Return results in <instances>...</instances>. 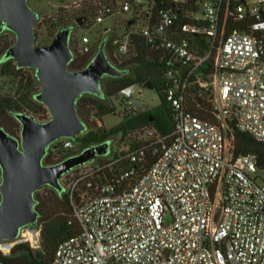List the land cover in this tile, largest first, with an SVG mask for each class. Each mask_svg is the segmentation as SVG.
I'll return each mask as SVG.
<instances>
[{
    "label": "built area",
    "instance_id": "1",
    "mask_svg": "<svg viewBox=\"0 0 264 264\" xmlns=\"http://www.w3.org/2000/svg\"><path fill=\"white\" fill-rule=\"evenodd\" d=\"M160 1L167 0L75 3H95L94 21L101 22L134 8L150 14ZM170 1L173 6L162 7L142 31L189 67L185 76L167 72L174 129L165 135L145 126L147 137L138 146L118 147L112 160L96 156L63 174L80 232L59 244L52 264H264L262 170L255 152L235 153L227 122L264 141V0H199L198 12H192L196 20L182 24L183 35H175L173 7L180 0ZM231 18L246 28L230 26ZM130 34L114 41L120 61L129 51ZM191 34L207 35L208 48H195ZM83 40V51H89L90 38ZM213 53V71L198 74ZM192 81L212 97L218 121L188 107ZM114 98L124 113L146 106L135 83ZM91 118L102 125L101 116ZM55 142V148L77 149L73 137Z\"/></svg>",
    "mask_w": 264,
    "mask_h": 264
},
{
    "label": "trees",
    "instance_id": "2",
    "mask_svg": "<svg viewBox=\"0 0 264 264\" xmlns=\"http://www.w3.org/2000/svg\"><path fill=\"white\" fill-rule=\"evenodd\" d=\"M91 5L83 8L78 14H71L65 8L51 16L45 17V24L54 37L55 34L64 26L79 25L76 19L80 16H94L98 6L90 2ZM174 1L158 2L152 9V13L142 8H134L130 14L125 17L127 30L124 35L131 31L130 46L127 53H123L122 60L114 53L118 44L114 41L117 38L112 35L106 41V49L110 51L115 62L120 67V72L106 75L102 79V93L84 92L77 99L79 114L87 123V129L81 133L75 141L77 149H68L62 153L63 147L58 146L56 142L49 145L44 157L45 163L53 164L67 158L74 152L85 150L93 145H100L116 135L125 137L134 134L137 130L145 126L154 127L162 134H169L174 129L173 109L166 95V89L170 83L168 70L173 69L179 75L185 76L189 67L179 61L171 59L170 52L157 44H153L143 31L145 24H153L158 18L162 7L173 6ZM178 11V18L175 24V35H183L181 26L185 22L195 21L196 18L192 12H198L200 8L199 0H180L173 7ZM140 12L141 15L138 13ZM40 24V23H39ZM230 26L245 27V23L229 20ZM81 26V25H80ZM8 28H0V77H13L18 80L15 92L2 93L0 91V126L14 135L21 132V121L16 117L15 111H27L33 113L39 120L50 117V112L46 105L36 98L40 81L36 75L35 69L30 72V67L19 66L13 57H6L5 53L8 47L15 41L16 35L9 29L13 36L5 33ZM124 37V36H123ZM192 45L195 48L205 51L210 40L205 34L188 35ZM102 45V44H101ZM98 44L90 45L89 51L79 50L71 43L75 53L70 61L72 69H82L86 67L97 53L100 46ZM215 54L203 64L198 74L204 76L211 73L214 69ZM194 78V75L192 79ZM151 81L160 95V103L153 107H144L136 111H128L123 119L116 125L107 128L104 125L91 118L92 115L103 117L117 111L116 104L112 101L118 95L120 90L129 84H141ZM190 94L187 99L188 107L196 114L214 121H218V113L214 106L211 96L202 89L198 83L192 81ZM229 129L228 135L233 138L232 147L236 154H246L255 152L257 154L258 166L264 170V141L254 137L251 133L241 130L234 122L227 119ZM143 140H135L129 144L128 148L138 146ZM55 149L61 150V155L57 157ZM117 157V150L111 155ZM106 159V158H105ZM113 158L106 159L112 160ZM102 160V159H101ZM154 160L152 153H149V164ZM2 180V169L0 167V182ZM51 186V185H50ZM48 192H36V207L39 211V217L36 227L38 229V240L34 244L29 237H17L15 239L0 241V260L6 264H52L56 248L65 239L80 232V224L74 216V209L69 194L64 185L62 189L51 186ZM1 201V193H0Z\"/></svg>",
    "mask_w": 264,
    "mask_h": 264
},
{
    "label": "water",
    "instance_id": "3",
    "mask_svg": "<svg viewBox=\"0 0 264 264\" xmlns=\"http://www.w3.org/2000/svg\"><path fill=\"white\" fill-rule=\"evenodd\" d=\"M39 12L29 0H0V28L14 31L15 41L6 50L19 66L31 67L41 83L36 98L44 103L50 118L41 121L26 111H15L21 132L14 135L0 126V241L19 237L24 226L35 227L39 217L36 192L45 185L62 189V176L73 166L106 153L109 141L93 145L62 161L48 164L44 157L50 144L62 137L77 138L87 129L79 114L77 99L84 92L102 93L104 76L120 72L103 43L90 63L72 69L75 53L71 34L76 25L62 27L53 39L37 43ZM87 16L76 19L79 25ZM144 87L155 89L151 81Z\"/></svg>",
    "mask_w": 264,
    "mask_h": 264
},
{
    "label": "rangeland",
    "instance_id": "4",
    "mask_svg": "<svg viewBox=\"0 0 264 264\" xmlns=\"http://www.w3.org/2000/svg\"><path fill=\"white\" fill-rule=\"evenodd\" d=\"M30 5L36 9L39 12V20L36 23V33H37V43L44 44L48 43L53 39V36L51 32L48 29V25L45 24V17L51 16L56 14L59 9L65 8L69 11L71 14H78L80 11H82L83 8H87L91 5L90 2H81L80 5L75 3V0H29ZM127 14L118 15V16H112L108 15L104 21L101 22H95L94 16L87 17V20L80 26L77 25L72 34H71V43L79 50V52L83 51L85 42L83 40L84 36H88L90 38V41L87 42L89 45L98 44L101 45L103 43H106L107 39H109L112 35H115L117 38H123L124 33L127 30V25L125 22V17ZM40 23V24H39ZM6 34H9L11 37L13 36L12 32L9 29L5 30ZM14 33V32H13ZM106 47V44H104ZM109 55L114 60L113 56L111 55L110 51ZM30 72H33V68L28 69ZM18 85V80L13 77H0V91L2 93H8V92H15L16 87ZM41 89V83L39 86V91ZM137 89L141 90V96L146 102V107H153L160 103V95L156 89H151L148 87H144L141 84H137ZM113 102L117 106V111L105 114L102 117V125H104L107 128H110L116 124H118L124 116V112H121L120 108L122 107V102H120L116 98H112ZM30 110H27L28 112ZM30 113V112H28ZM34 115L33 113H30ZM43 119L42 121L48 120ZM147 137L145 134L144 129L137 130L134 134L126 135L125 137L119 135L114 136L113 139L110 140V150L106 153H101L97 155L98 158L105 157L106 159H109L110 154L113 152L116 148L126 149L129 147V144L132 141L135 140H144ZM229 141L232 145L233 138L229 137ZM62 153L66 151L67 149H61ZM61 150L55 149V154L57 157L61 155ZM105 161H108L106 160ZM261 176L263 177L260 182L264 181V170L260 172ZM52 188L50 185H45L41 189H39L41 192H48ZM37 230L35 227L32 226H24L22 228V233L19 235V237H29L34 244H36V240L38 237Z\"/></svg>",
    "mask_w": 264,
    "mask_h": 264
},
{
    "label": "flooded vegetation",
    "instance_id": "5",
    "mask_svg": "<svg viewBox=\"0 0 264 264\" xmlns=\"http://www.w3.org/2000/svg\"><path fill=\"white\" fill-rule=\"evenodd\" d=\"M109 149H110V143H109ZM109 149H108V150H109ZM107 152H108V151H107Z\"/></svg>",
    "mask_w": 264,
    "mask_h": 264
}]
</instances>
